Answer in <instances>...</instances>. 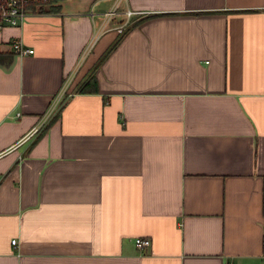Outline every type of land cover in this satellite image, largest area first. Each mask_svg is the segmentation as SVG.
Returning a JSON list of instances; mask_svg holds the SVG:
<instances>
[{"label":"crops","instance_id":"obj_1","mask_svg":"<svg viewBox=\"0 0 264 264\" xmlns=\"http://www.w3.org/2000/svg\"><path fill=\"white\" fill-rule=\"evenodd\" d=\"M56 5L0 28V264H264V0Z\"/></svg>","mask_w":264,"mask_h":264},{"label":"built area","instance_id":"obj_2","mask_svg":"<svg viewBox=\"0 0 264 264\" xmlns=\"http://www.w3.org/2000/svg\"><path fill=\"white\" fill-rule=\"evenodd\" d=\"M31 2L32 0H0V28L6 26H20L28 15L36 12L31 9ZM118 6L119 5L116 2L112 8L101 13L105 16L104 20L106 22V25L108 24V20H110L114 15L123 14L125 18L119 24L115 25L114 27H110L116 29L118 32H121L129 22L131 16L136 13H140V11L129 8L120 10ZM88 14L93 17L97 13L93 10H89ZM107 28V26L101 27L99 31H105ZM100 32L98 34H100ZM8 45L13 52L18 54L34 52L33 48L26 47L23 42L19 39H12L8 42ZM71 79L72 75L70 74L66 82L62 85L61 89L50 101L48 108L46 109L45 113L40 117L38 123L34 125V127H32V129L28 132V135L33 134L34 132L39 130V128L43 126L64 104L67 97L68 87L72 81ZM64 96L65 98H63ZM134 242L138 248L142 249L150 244V239L147 237H136L134 239ZM11 243L12 245H15L17 243V239H11ZM224 264L236 263L228 261Z\"/></svg>","mask_w":264,"mask_h":264},{"label":"trees","instance_id":"obj_3","mask_svg":"<svg viewBox=\"0 0 264 264\" xmlns=\"http://www.w3.org/2000/svg\"><path fill=\"white\" fill-rule=\"evenodd\" d=\"M59 0H32L30 7L32 10L36 12L41 11H55L59 9V6L56 5V2ZM46 4L49 5L46 7ZM119 38H117L113 43H111L107 49L104 51V55L107 54L118 42ZM100 61V60H99ZM99 62H96L84 78L77 84L76 91L78 92H97L98 91V83L96 79V70L98 68Z\"/></svg>","mask_w":264,"mask_h":264},{"label":"rangeland","instance_id":"obj_4","mask_svg":"<svg viewBox=\"0 0 264 264\" xmlns=\"http://www.w3.org/2000/svg\"><path fill=\"white\" fill-rule=\"evenodd\" d=\"M49 5H47L46 4V7H48ZM95 12V11H94ZM104 12V11H103ZM102 17H103V19H104V15L102 14V13H99ZM96 15V14H95ZM99 32V31H98ZM98 32H96V33H94L93 35H92V37H91V39H90V41L87 43V45H86V47H85V49H84V51L82 52V54H81V56H80V58L78 59V62H82L84 59H85V57L88 55V53L90 52V50L92 49V47H93V45H94V43L96 42V40L98 39ZM79 64V63H78ZM72 75V74H71ZM70 75H67V78L65 79V81H64V83L66 82V80L68 79V77H69ZM73 78V77H72ZM72 80V79H71ZM63 83V84H64ZM71 84H72V82L70 83V85H69V87H68V91H69V89H70V86H71ZM63 98H65V96L63 97Z\"/></svg>","mask_w":264,"mask_h":264}]
</instances>
